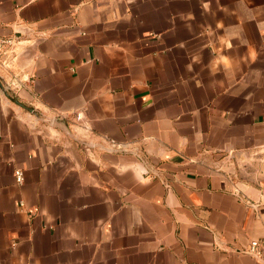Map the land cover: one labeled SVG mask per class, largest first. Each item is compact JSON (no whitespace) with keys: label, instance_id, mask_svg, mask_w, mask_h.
<instances>
[{"label":"crops","instance_id":"0c3cea01","mask_svg":"<svg viewBox=\"0 0 264 264\" xmlns=\"http://www.w3.org/2000/svg\"><path fill=\"white\" fill-rule=\"evenodd\" d=\"M0 36V264H259L264 0H0Z\"/></svg>","mask_w":264,"mask_h":264},{"label":"built area","instance_id":"2783aa9c","mask_svg":"<svg viewBox=\"0 0 264 264\" xmlns=\"http://www.w3.org/2000/svg\"><path fill=\"white\" fill-rule=\"evenodd\" d=\"M15 41L11 38L0 36V56L8 51L14 45ZM16 178L19 183L24 180V172L21 169L16 170ZM248 252L258 261L259 264H264V238L254 239L250 242Z\"/></svg>","mask_w":264,"mask_h":264}]
</instances>
